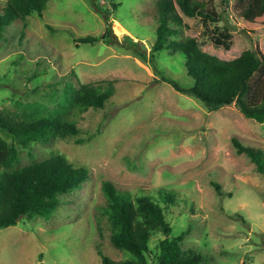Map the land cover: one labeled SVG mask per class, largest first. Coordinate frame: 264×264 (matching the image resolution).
I'll list each match as a JSON object with an SVG mask.
<instances>
[{"label": "rangeland", "instance_id": "374dc122", "mask_svg": "<svg viewBox=\"0 0 264 264\" xmlns=\"http://www.w3.org/2000/svg\"><path fill=\"white\" fill-rule=\"evenodd\" d=\"M199 1L211 4L221 20L205 25L183 16L179 38L195 37L203 51L228 58L242 49L264 53V32L253 38L232 32L245 44L230 49L216 44V27L222 32L226 20L240 29L243 20L233 1ZM6 2L0 0V11ZM156 2L99 0L111 11L118 44L77 41L107 27L90 0H47L42 17L28 16L5 28L1 110L19 112L29 103L53 108L66 85L111 82L115 94L103 109L73 110L76 136L19 148L18 167L58 154L90 174L78 190L60 196L62 205L49 219H22L0 229V264H101L99 250L113 260L133 258L111 244L105 218L98 226L105 181L133 198L173 190L174 202L159 201L173 228L170 236L186 232L183 250L199 255L203 264H264V172L234 143L264 153V122L244 117L234 105L210 111L166 81L188 86L190 78L177 54L153 50ZM126 39L144 57L124 47ZM164 237L152 236L149 264Z\"/></svg>", "mask_w": 264, "mask_h": 264}, {"label": "trees", "instance_id": "16d2710c", "mask_svg": "<svg viewBox=\"0 0 264 264\" xmlns=\"http://www.w3.org/2000/svg\"><path fill=\"white\" fill-rule=\"evenodd\" d=\"M222 1L234 2L235 11L243 20L239 33L253 38L256 33L264 32V0ZM90 2L103 13L107 27L99 36L88 35L77 41L84 44L99 41L118 44L111 28V11L99 6V0ZM46 6L47 0H7L0 11V37L5 28L14 22H24L28 16L42 17ZM155 12L159 24L153 50L177 54L190 78L188 86L170 79L166 81L176 90L204 103L210 111L234 105L244 117L263 123L264 53L242 49L238 56L228 58L203 51L195 37L179 38L183 16L199 18L205 25L221 20L220 13L208 2L157 0ZM215 31L218 32L215 43L227 49L232 48L233 43L245 44V40L240 41L225 24L222 32L218 27ZM123 45L144 57L145 54L139 52L131 40H124ZM114 94L115 87L111 82L81 84L77 88L66 85L57 94L53 108L43 103H29L22 104L19 112L0 109V229L14 226L22 219H49L62 205L60 196L75 192L89 179L88 167L74 166L58 154L18 167L19 148L76 136L79 129L72 120L73 110L103 109ZM5 138H10L11 142ZM234 143L240 153H245L256 164L257 171L264 172L262 150L245 147L237 140ZM216 188L219 189L218 186ZM102 190L105 202L97 207L98 226L101 227L105 218L111 244L129 252L133 258L113 260L99 250L101 264H149L151 239L159 232L165 237L157 242L152 264H203L204 260L199 255L183 250L186 232L170 236L173 228L159 201L174 202L176 195L173 190L160 188L157 189V196L133 198L129 191L116 189L110 181L102 183Z\"/></svg>", "mask_w": 264, "mask_h": 264}, {"label": "water", "instance_id": "95a60500", "mask_svg": "<svg viewBox=\"0 0 264 264\" xmlns=\"http://www.w3.org/2000/svg\"><path fill=\"white\" fill-rule=\"evenodd\" d=\"M224 24H225L226 28H228L229 30H231L233 32L238 31V28L235 25L230 24L228 21L225 20ZM128 105H129V103H125V104L121 105L120 107H126Z\"/></svg>", "mask_w": 264, "mask_h": 264}]
</instances>
